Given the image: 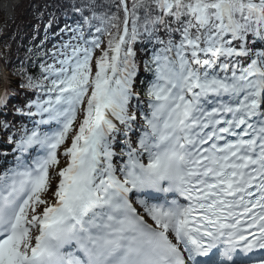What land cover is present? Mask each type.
I'll return each mask as SVG.
<instances>
[{
    "label": "snow or ice",
    "instance_id": "1",
    "mask_svg": "<svg viewBox=\"0 0 264 264\" xmlns=\"http://www.w3.org/2000/svg\"><path fill=\"white\" fill-rule=\"evenodd\" d=\"M61 33L0 119V264H264V0H116Z\"/></svg>",
    "mask_w": 264,
    "mask_h": 264
},
{
    "label": "rangeland",
    "instance_id": "2",
    "mask_svg": "<svg viewBox=\"0 0 264 264\" xmlns=\"http://www.w3.org/2000/svg\"><path fill=\"white\" fill-rule=\"evenodd\" d=\"M23 5V0H15L12 6V11H11V17L10 19H8L5 15L4 12H0V25H2L4 28L1 30V33L5 32L6 29H8L7 27H9V23H11L12 20H14L16 18V11L18 8H20ZM31 20L30 21H34L36 23V18H34V15H30L29 17ZM26 30V29H25ZM22 32V31H21ZM0 33V34H1Z\"/></svg>",
    "mask_w": 264,
    "mask_h": 264
},
{
    "label": "bare ground",
    "instance_id": "3",
    "mask_svg": "<svg viewBox=\"0 0 264 264\" xmlns=\"http://www.w3.org/2000/svg\"><path fill=\"white\" fill-rule=\"evenodd\" d=\"M15 0H0V9L4 11L7 18L11 16L12 6ZM3 27L0 25V31ZM63 35V34H62Z\"/></svg>",
    "mask_w": 264,
    "mask_h": 264
},
{
    "label": "trees",
    "instance_id": "4",
    "mask_svg": "<svg viewBox=\"0 0 264 264\" xmlns=\"http://www.w3.org/2000/svg\"><path fill=\"white\" fill-rule=\"evenodd\" d=\"M109 0H95L96 6H99L101 8H108L109 6H106L105 2Z\"/></svg>",
    "mask_w": 264,
    "mask_h": 264
}]
</instances>
